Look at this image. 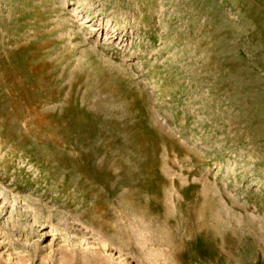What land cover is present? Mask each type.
Returning <instances> with one entry per match:
<instances>
[{"label": "rangeland", "instance_id": "1", "mask_svg": "<svg viewBox=\"0 0 264 264\" xmlns=\"http://www.w3.org/2000/svg\"><path fill=\"white\" fill-rule=\"evenodd\" d=\"M106 263L264 264V0H0V264Z\"/></svg>", "mask_w": 264, "mask_h": 264}, {"label": "bare ground", "instance_id": "2", "mask_svg": "<svg viewBox=\"0 0 264 264\" xmlns=\"http://www.w3.org/2000/svg\"><path fill=\"white\" fill-rule=\"evenodd\" d=\"M214 225L216 226V227H215L216 230H217V229H220V227H221V226H219V224H218V225H217V224H214ZM222 228H223V226H222ZM225 228H226V227H225ZM119 230H120V229H119ZM114 233H116V232H114ZM219 233H220V232H219ZM108 239H109V238H108ZM111 239H112V238H111ZM122 240H123V239H122ZM106 264H107V263H106ZM108 264H109V263H108Z\"/></svg>", "mask_w": 264, "mask_h": 264}]
</instances>
